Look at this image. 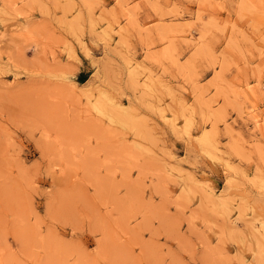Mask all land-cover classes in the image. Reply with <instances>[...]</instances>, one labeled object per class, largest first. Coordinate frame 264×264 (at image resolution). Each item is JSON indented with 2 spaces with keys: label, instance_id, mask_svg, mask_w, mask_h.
I'll return each mask as SVG.
<instances>
[{
  "label": "rangeland",
  "instance_id": "374dc122",
  "mask_svg": "<svg viewBox=\"0 0 264 264\" xmlns=\"http://www.w3.org/2000/svg\"><path fill=\"white\" fill-rule=\"evenodd\" d=\"M0 264H264V0H0Z\"/></svg>",
  "mask_w": 264,
  "mask_h": 264
}]
</instances>
